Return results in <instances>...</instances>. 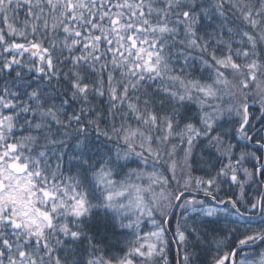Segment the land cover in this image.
Returning <instances> with one entry per match:
<instances>
[{"label":"snow or ice","instance_id":"1","mask_svg":"<svg viewBox=\"0 0 264 264\" xmlns=\"http://www.w3.org/2000/svg\"><path fill=\"white\" fill-rule=\"evenodd\" d=\"M173 246L264 264V0H0V264Z\"/></svg>","mask_w":264,"mask_h":264},{"label":"trees","instance_id":"2","mask_svg":"<svg viewBox=\"0 0 264 264\" xmlns=\"http://www.w3.org/2000/svg\"><path fill=\"white\" fill-rule=\"evenodd\" d=\"M246 191L252 195V196H255V195H258V192H257V189L255 188V186H252V187H248L246 189ZM223 194V193H222ZM233 218L232 217H228V216H221L219 218V226L220 227H224L225 223L231 221ZM175 220V218L173 217V221ZM178 255H177V250L175 248V246H173V248L171 249V261H172V264H175V261L178 259ZM239 258V257H238Z\"/></svg>","mask_w":264,"mask_h":264}]
</instances>
